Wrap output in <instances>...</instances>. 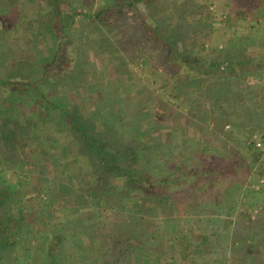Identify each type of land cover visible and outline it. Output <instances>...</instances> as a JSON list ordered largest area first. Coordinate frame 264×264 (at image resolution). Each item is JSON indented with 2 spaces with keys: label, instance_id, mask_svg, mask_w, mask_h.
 <instances>
[{
  "label": "rangeland",
  "instance_id": "1",
  "mask_svg": "<svg viewBox=\"0 0 264 264\" xmlns=\"http://www.w3.org/2000/svg\"><path fill=\"white\" fill-rule=\"evenodd\" d=\"M135 1L0 0V264L42 247L61 258L66 245L71 264L263 263L264 178L242 148L255 133L246 108L234 103L228 136L194 117L211 93L222 110L238 95L264 105V75L252 76L264 68V21L253 29L249 15L258 0L117 6ZM22 210L31 221L17 224Z\"/></svg>",
  "mask_w": 264,
  "mask_h": 264
},
{
  "label": "trees",
  "instance_id": "2",
  "mask_svg": "<svg viewBox=\"0 0 264 264\" xmlns=\"http://www.w3.org/2000/svg\"><path fill=\"white\" fill-rule=\"evenodd\" d=\"M141 1H143V0H137V1H135V2H132V3H126V4H118L117 6H119V7H122V8H125V7H130V8H134L135 7V3H137V2H141ZM4 3H6V4H8L6 1H4ZM9 5V4H8ZM257 6H251V7H249V8H255V7H257L258 9H259V12H260V14H249L250 16H252V18H253V23H251V28H256V26H255V24L256 25H259V26H261L262 25V21H264V0H258V3L256 4ZM260 7V8H259ZM4 12L5 11H7V9L5 8L4 10H3ZM239 12H241L242 14H243V11L242 10H240ZM172 13H173V11H172ZM244 16V15H243ZM244 18H245V16H244ZM263 20H262V19ZM253 32V31H252ZM192 38H194V35H193V37ZM187 40H189L190 42H191V39L188 37L187 38ZM192 43V42H191ZM202 47L204 48V45H202ZM215 49H217L218 50V47H216ZM220 49H222V48H220ZM264 61V60H263ZM143 63H145V61L143 60L142 61ZM246 63V62H245ZM219 66V65H218ZM219 67H217V69H218ZM49 70H51V69H48V72L47 73H45V75H44V77H46V76H48V74H49ZM152 73H153V71H152ZM155 73H157V72H155ZM154 73V74H155ZM244 75V74H243ZM246 75H248V72H246ZM258 76V77H261V79L263 80V77L261 76V75H264V68H261V69H259V71H257L256 73H253L252 74V76ZM241 76V75H240ZM210 79V78H209ZM45 84H47V81H45ZM210 93V92H209ZM239 93H241V92H239ZM234 94V93H233ZM211 101H210V103H211V106L209 107V109H207V110H205V111H197L195 114H194V117L197 119V120H200V121H202V123L203 124H205V125H207V124H214L215 125V132H218L219 134H227V136H228V134L229 133H225L224 132V130H225V128L227 127V126H230L231 128H232V131H234V129H236L238 126V124H236V122H234L232 119H233V117H234V103H242L243 104V106H245V108H246V112H245V114L247 115V117H246V126H248L249 128H251L252 130H254L255 131V133L253 134V135H251L250 136V138H249V140L250 141H248V144H246V145H244V146H242V148L243 149H246L247 150V152L250 154V156H249V158H250V162H251V165L249 164L248 165V167H249V169L251 170L252 169V167L253 166H258V175L260 176V178H264V150H262V149H259V148H256V145H255V139H254V136L255 135H257V137L259 138V139H261V140H264V133H262L261 131L263 130L264 131V126H259V125H257V124H255L253 121H252V118H255V119H259V118H262V117H264V105L262 106V103H259L258 101L257 102H255V104L254 105H251L250 106V104H249V101H251V103H252V100H253V98L251 99V100H247L245 97H243L244 95H238V98H236L237 100H235V101H226V100H222V102H225L226 103V106H224V108H223V110L221 109V108H219V105H220V102H221V99H219L218 98V96H215V93H211ZM103 96V95H102ZM137 96H138V94H137ZM136 96V97H137ZM179 96V95H178ZM209 96V95H208ZM240 96V97H239ZM129 103V102H128ZM130 104H131V102L128 104L129 106H130ZM19 109V108H18ZM221 109V110H220ZM211 110V111H210ZM257 111H259V115H258V113H257ZM143 112H147V113H142L141 115H138V118H137V120H138V123L145 117V118H147V117H149V116H151V113L150 112H148V109L146 110V111H143ZM173 111H172V109H171V111H170V113H172ZM254 113V114H253ZM206 114H209V115H206ZM148 115V116H147ZM206 115V116H205ZM124 116H127L126 114L124 115ZM124 116H122V118L120 119V117L118 118L117 116V118L118 119H120L119 120V122H121V125L124 123V127H127V124H125V119H124ZM152 117L154 118V120L156 121V128H157V130L156 131H159V130H161L162 129V127L163 126H165L163 123H161L159 120V118L155 115V114H153L152 115ZM160 124H159V123ZM138 123H137V125H135L134 127L135 128H137V126H138ZM119 124V123H118ZM131 124V123H130ZM242 124H243V126H245L244 124H245V122L243 121L242 122ZM214 125H212V126H214ZM245 126V127H246ZM136 132V130L135 131H133V133L132 134H134ZM159 140H161L160 142V144H161V146L163 147L165 144H166V142H165V137H161V133H160V135H159V137H157ZM21 142H23L22 144H21V146H24V138L22 139V138H20V143ZM36 144H38V143H36ZM13 145L11 144V147H12ZM30 146H32L33 147V145H30ZM27 147H28V145H27ZM29 148V147H28ZM27 149V148H26ZM32 149V148H31ZM24 150V149H23ZM12 151V150H11ZM11 153H14V154H16V152H11ZM32 156V152L31 151H28L27 153L25 152V153H23V157H24V159H27L29 156ZM15 156H18V154L17 155H12L11 156V159L12 158H14ZM22 157V158H23ZM18 158V157H17ZM156 159H157V155H156V157H155ZM16 159V158H15ZM161 161V160H160ZM162 163V164H161ZM160 163V165L158 166V171H164V169H165V167H163V165H164V162L162 161ZM166 164H167V162H166ZM21 168L23 167V163H20V165H19ZM167 166V165H166ZM243 168V167H242ZM244 170L245 171H247L246 170V168L244 167ZM244 171V172H245ZM170 175H173V173L172 174H170ZM170 177H172V176H170ZM19 182V184L22 186L23 185V182H24V180H20V181H18ZM92 187L95 189V191H96V193H97V198L100 200V201H102V199H103V194H102V187L100 186L101 185V183H100V181L99 180H97V179H95V177H93L92 178ZM166 182L167 181H165V180H161L160 182H153L155 185H157V186H160V184L161 185H164V186H166ZM264 182V181H263ZM262 186V185H261ZM35 189V192H36V195H35V197L37 196V198L39 197V198H41L40 196H41V194H43V193H45V189H41V188H38L37 189V186L34 188ZM259 191L258 192H260V190H262V189H258ZM34 191H32V189H31V191H29V193H33ZM82 192H84V193H86V190H83ZM28 193V194H29ZM25 194L26 195H28L27 194V192H25ZM153 196H154V194H152ZM23 198L24 197H21V200H23ZM130 198H131V196H130ZM133 198V197H132ZM155 198L157 199V200H159V202H161V200L162 201H164V200H166V199H168L169 198V196L167 195V194H165V192H159L157 195H155ZM52 198H50V200H51ZM32 200H34V196L32 197ZM214 201V200H213ZM67 202V201H66ZM150 202H152V201H150ZM199 202H200V204H201V199H199ZM46 203H50V201H47ZM220 203V202H219ZM219 203L218 202H216V204H214L213 206H211L210 207V210L208 211V212H211V213H213V208L214 209H216V211L217 212H219L220 211V206H219ZM204 204H206V203H202L201 205H196L194 208H195V211L200 207V206H203ZM99 205H102L100 202H99ZM110 205H111V203H110ZM208 205V204H207ZM114 206V205H113ZM175 206H177L178 207V209L179 208H181V205H179L178 203L177 204H175ZM54 208V207H53ZM200 210V209H199ZM198 211V210H197ZM22 217H21V219H18V220H16V219H14V221L15 222H17V224H18V222H24L27 218V220H26V222H30L31 220V218H29V217H32L31 216V214L28 212V213H25L23 210H22ZM231 215V214H230ZM231 217H232V215H231ZM62 242H64V241H61L60 243H62ZM70 242V241H69ZM244 244L246 243V241H242ZM11 245V244H10ZM62 246V245H61ZM67 246V245H66ZM66 246L65 247H62L61 248V250H56V251H58L59 253H61L63 256L61 257V258H59V257H57V256H53V257H49L48 255H47V258L48 259H44L43 257H42V255L44 254L43 253V251L42 250H44L43 249V247H42V249L40 250V252H39V254H40V257L38 256L37 258V260H35V259H33V260H31L29 263H27V264H45L46 263V261L47 260H49V259H51V262H50V264H71L70 262H69V259H68V257H66ZM77 246V245H76ZM77 247H79V246H77ZM81 247V246H80ZM79 247V248H80ZM74 248H76V247H74ZM54 253V252H53ZM46 254H47V252H46ZM79 260V264H85L84 262H83V258H80V259H78ZM37 261V262H36ZM85 261H87L86 259H85ZM262 262L263 263H261L260 261H257V263L256 264H264V260H262Z\"/></svg>",
  "mask_w": 264,
  "mask_h": 264
},
{
  "label": "built area",
  "instance_id": "3",
  "mask_svg": "<svg viewBox=\"0 0 264 264\" xmlns=\"http://www.w3.org/2000/svg\"><path fill=\"white\" fill-rule=\"evenodd\" d=\"M254 139L256 148L264 150V140L259 139L257 135L254 136Z\"/></svg>",
  "mask_w": 264,
  "mask_h": 264
},
{
  "label": "crops",
  "instance_id": "4",
  "mask_svg": "<svg viewBox=\"0 0 264 264\" xmlns=\"http://www.w3.org/2000/svg\"><path fill=\"white\" fill-rule=\"evenodd\" d=\"M198 143V142H197Z\"/></svg>",
  "mask_w": 264,
  "mask_h": 264
}]
</instances>
